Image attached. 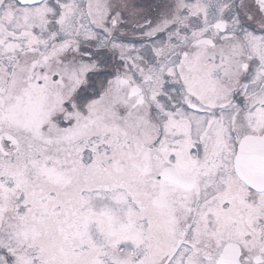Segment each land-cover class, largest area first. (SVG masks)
<instances>
[{"label": "snow or ice", "instance_id": "6c2138e0", "mask_svg": "<svg viewBox=\"0 0 264 264\" xmlns=\"http://www.w3.org/2000/svg\"><path fill=\"white\" fill-rule=\"evenodd\" d=\"M0 264H264V0H0Z\"/></svg>", "mask_w": 264, "mask_h": 264}]
</instances>
